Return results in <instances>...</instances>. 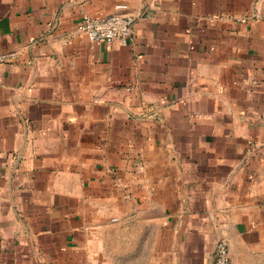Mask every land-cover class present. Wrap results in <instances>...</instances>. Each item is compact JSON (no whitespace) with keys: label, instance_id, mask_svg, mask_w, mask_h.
<instances>
[{"label":"crops","instance_id":"1","mask_svg":"<svg viewBox=\"0 0 264 264\" xmlns=\"http://www.w3.org/2000/svg\"><path fill=\"white\" fill-rule=\"evenodd\" d=\"M1 54L0 264H264V0H0Z\"/></svg>","mask_w":264,"mask_h":264},{"label":"built area","instance_id":"2","mask_svg":"<svg viewBox=\"0 0 264 264\" xmlns=\"http://www.w3.org/2000/svg\"><path fill=\"white\" fill-rule=\"evenodd\" d=\"M134 18L127 13V5L117 4L114 12L99 17L83 16L78 25L80 31L93 43L110 45L114 41L125 42L132 38ZM10 55L1 54L0 63L8 60ZM210 264H233L223 242L215 246V253Z\"/></svg>","mask_w":264,"mask_h":264},{"label":"rangeland","instance_id":"3","mask_svg":"<svg viewBox=\"0 0 264 264\" xmlns=\"http://www.w3.org/2000/svg\"><path fill=\"white\" fill-rule=\"evenodd\" d=\"M218 242H223V241H221V240H220V241H217V242L215 243V246H216V244H217ZM223 243H224V242H223ZM224 244H225V243H224ZM215 246H214V250H213V256H214V253H215ZM225 246H226V244H225ZM226 249H227V246H226ZM213 256H212V257H213ZM210 262H211V261H210ZM210 262H209V264H210Z\"/></svg>","mask_w":264,"mask_h":264}]
</instances>
